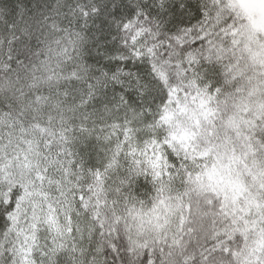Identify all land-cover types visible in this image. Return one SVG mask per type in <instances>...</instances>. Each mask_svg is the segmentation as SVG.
<instances>
[{
    "label": "snow or ice",
    "instance_id": "6c2138e0",
    "mask_svg": "<svg viewBox=\"0 0 264 264\" xmlns=\"http://www.w3.org/2000/svg\"><path fill=\"white\" fill-rule=\"evenodd\" d=\"M0 264H264V0H0Z\"/></svg>",
    "mask_w": 264,
    "mask_h": 264
}]
</instances>
